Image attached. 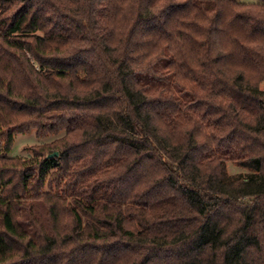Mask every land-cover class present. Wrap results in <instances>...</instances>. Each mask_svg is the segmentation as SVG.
I'll return each mask as SVG.
<instances>
[{"label":"trees","instance_id":"16d2710c","mask_svg":"<svg viewBox=\"0 0 264 264\" xmlns=\"http://www.w3.org/2000/svg\"><path fill=\"white\" fill-rule=\"evenodd\" d=\"M262 83L264 0H0V264H264Z\"/></svg>","mask_w":264,"mask_h":264},{"label":"rangeland","instance_id":"374dc122","mask_svg":"<svg viewBox=\"0 0 264 264\" xmlns=\"http://www.w3.org/2000/svg\"><path fill=\"white\" fill-rule=\"evenodd\" d=\"M241 1H255V0H241ZM261 88H264V83L261 84ZM62 134H52L43 137L37 136L34 130L28 133H17L14 135V140L11 149L6 152V156H20L28 158L31 156V149L33 145L40 144L43 142H49L52 139ZM2 153L0 152V155ZM228 169L230 172H245L247 169L237 167L228 163Z\"/></svg>","mask_w":264,"mask_h":264},{"label":"water","instance_id":"95a60500","mask_svg":"<svg viewBox=\"0 0 264 264\" xmlns=\"http://www.w3.org/2000/svg\"><path fill=\"white\" fill-rule=\"evenodd\" d=\"M56 154H57V152L54 151V152H52V153H49L47 156H52V155H56Z\"/></svg>","mask_w":264,"mask_h":264}]
</instances>
